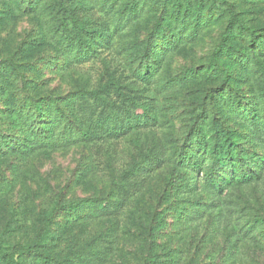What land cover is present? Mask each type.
<instances>
[{
    "label": "trees",
    "instance_id": "1",
    "mask_svg": "<svg viewBox=\"0 0 264 264\" xmlns=\"http://www.w3.org/2000/svg\"><path fill=\"white\" fill-rule=\"evenodd\" d=\"M88 1L0 0V20L4 18L8 21L14 13L26 8L36 14L48 11L47 22L52 27L53 21L55 31L60 35L59 40L65 44L67 63L72 66L87 62L102 48H108L114 36L144 12L148 0H129L127 12L111 10L112 21H95L96 24L93 22L96 6ZM197 1L199 4L210 1L213 7L219 6L227 13L220 41L213 53L216 63H211L208 69L219 78L210 103L213 111H219L221 119L218 121L213 116L205 126L202 121L198 125L193 123L189 127L185 146L169 148L164 142H158L145 151L132 154L128 166L117 171V178L111 181L112 185L106 193L91 198L67 199L64 203V199L56 195L41 213L39 224L32 229H20L7 223L0 230V264L106 263L116 241L114 233L98 232L96 239H104L107 243L96 251H87L82 246L75 250L68 247L65 254L70 258L63 262L57 261V256L45 253L47 247L56 246L54 243L61 240V234L56 229L60 226V210L70 214L71 218H105L116 223L131 203V198L138 196L146 186L150 175L167 163L174 165L170 178L172 189L190 196L188 205L179 209L180 217H184L185 221L205 219L209 212L220 206L218 199L221 195L230 189L264 179V21L253 24L229 0ZM157 2L163 8L168 7L165 0ZM249 2L256 10L264 8V0ZM170 3L173 6V22L164 17L156 19L145 41L135 52L136 62L141 66L134 72V77L140 81L154 80L169 50L185 43L186 39L195 38L205 24L200 15L189 9L181 14L180 0ZM187 25L190 26L187 28ZM168 30L175 31L173 36ZM186 30H190L188 35H185ZM17 57L15 54L12 59L0 62V99L4 98L9 88L5 80L16 77L20 72L13 61ZM126 87L120 79L111 77L96 88L83 87L63 96L25 99L17 96V102L29 105L27 108L31 110L28 115L22 116L15 109V118L19 122L17 127H0V151L12 150L29 158L44 149L80 144L92 148L127 137L133 131L144 128L138 126H147L148 121L143 113L137 111L142 107L136 95H130L124 90ZM234 123L238 127H234ZM167 214V209L154 212V226L149 231L150 245L142 264H180L182 251L179 248L170 250L169 258L161 261L160 247L155 245L157 238L166 230ZM249 220L247 228L242 231L233 228L222 233L218 257L226 260L231 251L241 246L242 240L248 241L245 245L251 249L247 252L250 257L254 253L264 255V218ZM212 226L218 234L220 221L216 220ZM211 228V225L205 228L197 242L204 243L211 236ZM15 232H21L19 239H14ZM234 238L236 241H233ZM199 264H223V260ZM251 264H264V260L256 258Z\"/></svg>",
    "mask_w": 264,
    "mask_h": 264
},
{
    "label": "rangeland",
    "instance_id": "2",
    "mask_svg": "<svg viewBox=\"0 0 264 264\" xmlns=\"http://www.w3.org/2000/svg\"><path fill=\"white\" fill-rule=\"evenodd\" d=\"M128 1L89 0L96 6L93 10L94 24L97 23L95 21H110L111 10L127 12ZM176 1L179 0H165L168 7L163 8L157 0H148L144 12L116 34L108 48H102L91 60L72 66L67 63L65 44L59 40L60 35L55 31L53 21L52 27L47 22L48 11L36 14L26 8L14 13L8 21L4 18L0 20V62L17 54L13 61L20 71L16 77L5 80L9 88L4 98L0 99V127H17L19 122L15 118V109L22 116L29 114L31 108L21 101L17 102V96L21 99L63 96L83 87L96 88L111 77L120 79L127 86L124 90L136 95L142 107L137 111L143 113L148 121L147 126H138L144 128L123 139L92 148L80 144L44 149L29 158L20 152L1 150L0 230L7 223L20 229H32L39 224L41 213L56 195L61 196L64 203L67 199L91 198L106 193L111 181L116 180L117 171L128 166L132 154L145 151L158 142H164L169 148L185 146L189 127L193 123L198 125L202 121L205 126L213 116L218 121L221 119L219 111H213L210 103L219 78L208 69L211 63H216L213 53L220 41L227 13L219 6L213 7L210 1L199 4L197 0H180L181 14L186 9L196 12L204 20V26L195 38L186 39L185 43L169 50L154 80L143 82L134 77V72L141 66L136 62L135 52L145 41L156 19L164 17L173 22L170 2ZM229 1L253 24L264 21V8L256 10L249 0ZM169 33L173 36L175 31ZM188 33L190 30H186L185 35ZM233 126L238 127L235 123ZM173 167L172 163H167L150 175L146 186L138 196L131 198V203L116 223L111 219L112 224L105 218H71L70 214L60 210V226L56 229L61 234V240L54 243L56 246L47 247L45 253L57 256V261L63 262L70 258L65 254L68 247L75 250L82 246L87 251H96L107 243L104 239H96V234L114 233L113 251L110 250L104 264H142L150 245L149 231L155 220L153 214L167 209L166 230L155 242L161 250V261L167 260L170 252L178 248L182 251L180 264L212 260H223V264H251L256 258L264 260L262 253L249 256L247 252L251 249L245 245L248 243L246 240H242L241 246L231 251L226 260L218 257L222 233L233 228L242 231L247 228L249 219L264 218V179L230 189L221 195L218 199L220 206L209 212L205 219L185 221L184 217H180L179 209L188 205L190 196L172 189L170 178ZM216 220L221 223L220 235L213 230L212 223ZM210 225L209 233L213 238L209 235L204 243L197 242L203 230ZM20 233L15 232L14 239H19ZM194 239L196 242L192 243ZM233 241H236L235 238Z\"/></svg>",
    "mask_w": 264,
    "mask_h": 264
}]
</instances>
